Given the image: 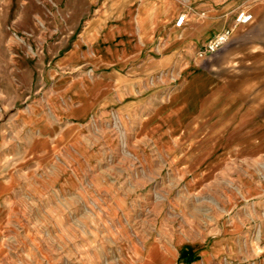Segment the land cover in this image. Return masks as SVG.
<instances>
[{"label":"rangeland","instance_id":"rangeland-1","mask_svg":"<svg viewBox=\"0 0 264 264\" xmlns=\"http://www.w3.org/2000/svg\"><path fill=\"white\" fill-rule=\"evenodd\" d=\"M262 110L264 0H0V264H263Z\"/></svg>","mask_w":264,"mask_h":264},{"label":"crops","instance_id":"crops-1","mask_svg":"<svg viewBox=\"0 0 264 264\" xmlns=\"http://www.w3.org/2000/svg\"><path fill=\"white\" fill-rule=\"evenodd\" d=\"M134 9H130L129 13H127L126 17L128 18V24L127 25H132L133 21H136L139 24L140 29H142L143 23L146 19H148V13H143V15L141 14H137V16L134 14ZM152 14L149 15V17H151ZM127 22V21H125ZM212 28L211 24H208L205 27H201V32L202 33H208V31H210ZM116 35H114V37L109 36L107 34H105V39H99L98 42L95 44L94 47V52L96 54H98L100 56V58L102 59H109L112 54L114 53H119V52H123V54H126L127 51H129L130 45L129 42L130 40L128 39H116ZM174 39H177L179 37V35H175L173 36ZM195 74H191L190 77L188 78V85L186 87L183 88V90L176 95H173L169 98V102H172L174 104H183L184 102L183 100H186L187 96H190V94L192 93L193 89L198 87L200 84V81L202 79V77L198 74V78L197 79H191V76L194 77ZM192 105V103L189 105V107ZM183 110H184V106H183ZM262 114L264 113V110L260 111ZM263 264H264V259H263Z\"/></svg>","mask_w":264,"mask_h":264},{"label":"built area","instance_id":"built-area-1","mask_svg":"<svg viewBox=\"0 0 264 264\" xmlns=\"http://www.w3.org/2000/svg\"><path fill=\"white\" fill-rule=\"evenodd\" d=\"M251 19H252V15L244 11L239 12L236 17V21L239 24H246L250 22ZM185 20H186L185 14L179 15L174 21V26L175 27L182 26L185 23ZM230 36H231V31L229 29H224L219 34H217L213 40H211L207 44L206 48L209 51H214L219 47H221L224 43H226Z\"/></svg>","mask_w":264,"mask_h":264},{"label":"bare ground","instance_id":"bare-ground-1","mask_svg":"<svg viewBox=\"0 0 264 264\" xmlns=\"http://www.w3.org/2000/svg\"><path fill=\"white\" fill-rule=\"evenodd\" d=\"M203 32V31H202ZM209 32V31H208Z\"/></svg>","mask_w":264,"mask_h":264}]
</instances>
